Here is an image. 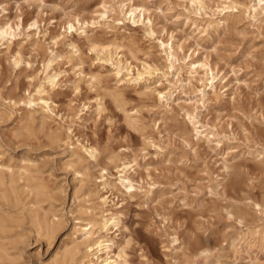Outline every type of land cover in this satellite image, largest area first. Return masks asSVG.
<instances>
[{
  "label": "rangeland",
  "instance_id": "rangeland-1",
  "mask_svg": "<svg viewBox=\"0 0 264 264\" xmlns=\"http://www.w3.org/2000/svg\"><path fill=\"white\" fill-rule=\"evenodd\" d=\"M252 4L0 0V264H85L79 227L110 215L128 264H264Z\"/></svg>",
  "mask_w": 264,
  "mask_h": 264
},
{
  "label": "bare ground",
  "instance_id": "bare-ground-1",
  "mask_svg": "<svg viewBox=\"0 0 264 264\" xmlns=\"http://www.w3.org/2000/svg\"><path fill=\"white\" fill-rule=\"evenodd\" d=\"M199 1V0H198ZM252 6H250L249 9L253 12V17L259 16L264 11V0H253ZM121 9V12H123V9ZM139 13L140 16L143 15L144 10L141 8H134L129 9L128 13H125L124 15H130V20L132 24H136L138 21H135V13ZM124 16V20H125ZM72 27L70 26L69 29ZM6 32L0 31V42L5 40ZM86 38V37H85ZM89 41V39H88ZM94 41H92L93 44ZM96 45V44H95ZM118 49V47H117ZM74 51V50H73ZM93 51V50H92ZM101 51L106 52V48L103 47ZM163 51L166 52V49H163ZM98 52V51H97ZM167 56V59L171 58L172 62L169 61L170 67L175 62H178V59L176 57H173L169 51L168 53H165ZM173 58V59H172ZM80 66V65H79ZM199 68H202V65H198ZM126 76H129L128 80H126V83L133 85V84H139L143 80V76L140 72H136L135 74L132 73L131 70H126ZM96 78V77H95ZM50 84L54 83V78H47ZM97 79V78H96ZM91 80V79H90ZM119 88V87H118ZM162 98V97H161ZM35 100V99H34ZM47 100V99H45ZM49 102V100H47ZM43 106L46 111H51L49 108V105L46 101H42ZM31 107V106H30ZM32 120V119H31ZM94 150L92 148L86 150V152L89 153L90 156L93 155ZM117 173H119L118 176V183L128 192L132 189V186L129 182V180L126 178L127 171L129 169L128 165L125 163H122L119 167H117ZM103 179V176H101ZM8 183V182H7ZM103 202H105V199H103ZM120 226V220L119 217L110 215L109 217L102 216L99 223L92 222L91 220H87L85 224L82 227H79V232L82 235L81 245L84 247V258L87 260V263L85 264H91L92 262L94 264H128L127 263V254L125 253V250L123 247L117 246L116 243V237L117 232L119 231ZM98 227L101 231H103V236L94 237L95 232L94 230ZM46 228L49 229V226H46ZM97 229V230H98ZM114 229L113 236L108 237V234L110 230ZM45 235V234H44ZM78 243V242H77ZM76 243V244H77ZM79 246V245H75ZM79 251V250H78Z\"/></svg>",
  "mask_w": 264,
  "mask_h": 264
}]
</instances>
